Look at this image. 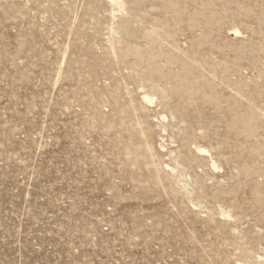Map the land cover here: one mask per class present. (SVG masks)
<instances>
[{
	"label": "rangeland",
	"instance_id": "374dc122",
	"mask_svg": "<svg viewBox=\"0 0 264 264\" xmlns=\"http://www.w3.org/2000/svg\"><path fill=\"white\" fill-rule=\"evenodd\" d=\"M0 264H264V0H0Z\"/></svg>",
	"mask_w": 264,
	"mask_h": 264
},
{
	"label": "bare ground",
	"instance_id": "6f19581e",
	"mask_svg": "<svg viewBox=\"0 0 264 264\" xmlns=\"http://www.w3.org/2000/svg\"><path fill=\"white\" fill-rule=\"evenodd\" d=\"M145 98L151 102H154L153 100L155 97H150V96L146 95ZM198 153H199V155H206L207 156V150H205L203 148H199ZM213 166L215 167V163L212 164V167Z\"/></svg>",
	"mask_w": 264,
	"mask_h": 264
}]
</instances>
